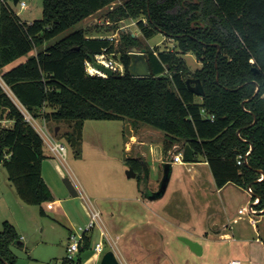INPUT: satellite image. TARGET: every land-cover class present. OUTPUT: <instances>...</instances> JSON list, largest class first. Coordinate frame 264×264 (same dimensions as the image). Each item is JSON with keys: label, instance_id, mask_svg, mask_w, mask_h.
<instances>
[{"label": "trees", "instance_id": "trees-1", "mask_svg": "<svg viewBox=\"0 0 264 264\" xmlns=\"http://www.w3.org/2000/svg\"><path fill=\"white\" fill-rule=\"evenodd\" d=\"M10 2L0 4V71L34 117L68 122L66 137L78 149L86 119L149 125L164 132L166 152L180 143L185 161H208L217 187L251 186L253 200L260 195L255 207L264 208V0H123L108 11L112 19L136 17L146 38L160 31L177 41L174 49L145 47L148 76L128 70L129 51L141 45L131 32L116 44L78 27L45 44L115 0H43V16L31 21ZM189 51L202 61L194 71L183 56ZM101 52L119 53L125 71L89 73L87 60ZM189 77L201 79L203 95L191 89ZM47 156L42 135L0 83V165L21 199L39 204L42 213L43 203L54 199L42 172ZM127 161L141 183L147 163L140 156ZM20 240L16 223L4 219L0 264L16 263L13 245ZM91 240L84 232L75 264Z\"/></svg>", "mask_w": 264, "mask_h": 264}, {"label": "rangeland", "instance_id": "rangeland-1", "mask_svg": "<svg viewBox=\"0 0 264 264\" xmlns=\"http://www.w3.org/2000/svg\"><path fill=\"white\" fill-rule=\"evenodd\" d=\"M26 2L27 6L24 7L18 1L10 3L25 21L43 16V0ZM122 2L115 0L45 44L58 40L75 28L85 27L88 34L107 35L116 44L121 41L122 32H131L141 40V45L134 46L138 49L148 46L177 48V41L160 31L146 38L136 17L112 19L108 11ZM108 54L116 58L119 56L117 52V56L113 52ZM183 56L192 71L202 66L195 53L189 51ZM25 58L19 57L11 64ZM6 88L11 93L10 88ZM45 109L49 110L50 107L46 106ZM36 120L44 123L58 140L66 144L67 155L62 160L57 155H51L45 146L49 156L43 160L42 172L54 199L58 200L54 208L45 207V213L41 212L39 204L26 202L30 212L18 226L22 237L13 245L17 254L15 264H61L70 232L79 235L90 221V202L100 209L103 223L96 224L89 231L92 234L91 245L81 252V264H100L108 249L116 251L120 264H264V214L252 213L249 209L239 212L242 204L248 207L254 200L250 199L244 188L233 183L218 191L210 165L203 161V157L199 156L201 162L174 163L164 194L153 199L147 197L142 184L144 189H157L164 172L162 158L168 152L164 149L163 131L146 124L136 127L128 119L89 118L85 120L82 144L78 149L71 146L66 137V131L70 128L68 122L45 120L41 116ZM5 123L11 124L12 121ZM132 133L136 135V144L126 149L125 138ZM141 141L147 143L142 144ZM142 145L149 169L141 184L137 175L127 174L131 166L127 158H142V154H139ZM135 171L139 172L138 169ZM0 173L1 188L5 189L3 178L5 174L8 176V171L3 165ZM65 176L73 180L78 195H72L64 182ZM4 198H10V195L4 197L0 194V223L7 213ZM228 215H231L230 218ZM251 215L256 219L255 225L261 228L258 234L249 223ZM233 217H237V221L231 222ZM224 222L230 223L231 236L220 233L219 226ZM103 228L108 232V237L101 233ZM195 229L201 232L198 238L204 243L198 242L202 248L205 245V252L193 249V253H189L188 243L181 239L186 233H195ZM205 231L209 237L203 239ZM256 235L263 240H254ZM165 236L171 237L169 244L160 240ZM98 240L104 243L101 253L94 248ZM166 245L170 253L160 257ZM147 252L153 253L149 255L151 258H142ZM232 259H240L241 263H233Z\"/></svg>", "mask_w": 264, "mask_h": 264}, {"label": "built area", "instance_id": "built-area-1", "mask_svg": "<svg viewBox=\"0 0 264 264\" xmlns=\"http://www.w3.org/2000/svg\"><path fill=\"white\" fill-rule=\"evenodd\" d=\"M9 1L13 0H0L1 3H7ZM20 5L22 7L27 6L26 0H18ZM95 59L99 62L104 63L105 65L109 66L113 69L115 73H123L125 71L124 63L116 58L114 55L108 54V52H101L97 53L95 56ZM87 71L89 73H100L102 75H106L105 72L100 70L93 62L92 58L87 60ZM0 83L4 86V88L7 90L6 86L10 88V86L6 83L4 80L2 73L0 71ZM8 91V90H7ZM12 97L15 99L17 104L19 105L20 109L23 111L26 119L31 121L34 126L38 129L40 134L43 137L44 144L49 150L51 154L57 155L59 158L64 160L67 155V147L66 144L58 140L48 129V127L43 123L41 124L36 120V117H34L31 112L17 99V97L14 95L13 91L10 88ZM204 110V109H203ZM6 120H3L5 122ZM170 160L171 162H185L184 155H183V149L181 148V145L179 143H175L172 148L169 149L168 154L164 158V161ZM241 162V160H239ZM77 187V186H76ZM78 189V188H77ZM248 190L251 191L252 187L249 186ZM85 196V195H84ZM257 200V197H256ZM48 206L52 207L53 202H48ZM90 207V221L85 229H83L82 233L79 235L75 232H70L68 240H66V255L64 257V261L61 264H75L78 258V252L80 249V245L82 243L83 239V233L89 232L93 227L96 226V224L102 225L103 219L101 216V211L99 208H97L92 202L89 204ZM249 210L251 212H254V206H250ZM102 222V223H101ZM101 233L104 236H109L106 229H102ZM94 248L98 253H101L104 251V243L102 240H98L94 244ZM116 252V251H115ZM234 262H240V259H234Z\"/></svg>", "mask_w": 264, "mask_h": 264}, {"label": "crops", "instance_id": "crops-1", "mask_svg": "<svg viewBox=\"0 0 264 264\" xmlns=\"http://www.w3.org/2000/svg\"><path fill=\"white\" fill-rule=\"evenodd\" d=\"M129 135V137H127V139L125 138V144H126V149H131V147H132V145H134V144H136V141H137V138H136V135L134 134V133H132L131 135L130 134H128ZM148 141V140H147ZM147 141H141L140 143H144V144H146L147 143ZM136 146V145H135ZM140 147V146H139ZM47 152V151H46ZM139 154H142L141 156H142V159L145 161V163H147V161H146V159H145V157H146V152H145V150H144V148H143V145L140 147V150H139ZM142 152V153H141ZM52 155V154H51ZM50 155V156H51ZM162 160H164V158H162ZM202 160H199V161H197V162H201ZM205 163H208V161L207 160H203ZM188 162V161H187ZM194 161H191V162H189V163H193ZM174 163H176V162H172V165H171V174H172V170H173V164ZM179 163H181V162H179ZM147 165H148V163H147ZM0 167H1V165H0ZM149 169V167L147 168V170ZM211 169V168H210ZM211 175H212V178H213V180H214V182H215V178H214V175H213V172H212V170H211ZM1 174V173H0ZM146 174H148V171H147V173ZM145 174V175H146ZM10 178H9V175L7 176L6 174L4 175V178H3V180H4V187H5V189H2L1 188V184H0V194H2L4 197L6 196V194H8V195H10V198H7V199H5V201H6V210H7V213L4 215V216H6L5 217V219H10V220H12L13 222H15L16 223V225H17V227L19 226V225H21V222H22V220H24V218L29 214V212H30V208H29V206H27V204H26V202L23 200V199H21V197L18 195V193H17V191H16V189H15V186H13L14 184L12 183L11 184V182H9V181H11V180H9ZM231 183H233L234 185H237L238 187H240V188H244V190L249 194V196H250V199L251 200H253V198H252V193H251V191H249L247 188H245V187H243V186H240V185H238V184H236V183H234V182H228V183H226L223 187H217V190L218 191H222V189H224V187H226L227 185H229V184H231ZM215 184H216V182H215ZM249 198L247 199V202H249V200H250ZM57 200L58 199H52V200H50V201H47V206H45V202L43 203V206H44V209H46L45 207H47V208H49V209H52V208H54V204H55V202H57ZM256 200V199H255ZM48 202H53V206L52 207H49L48 206ZM252 203H253V201H252ZM252 203H249V205H248V207H247V205L246 204H242L241 206H240V208H239V212H244V211H247V209H249V207L251 206V204ZM45 212H46V210H45ZM251 212V211H250ZM252 213H261V214H264V208L263 209H258V208H256L255 207V204H254V212H252ZM230 216L231 215H228V217L230 218ZM232 220H234V221H237V217H233V219H231L230 221L232 222ZM213 223H216V221H214ZM249 223H250V225H252V227H254V229L256 230V234H258L260 231H261V228L260 227H258L257 225H255L256 224V219L251 215L250 217H249ZM178 224V223H177ZM230 223H223L222 225H220L219 227V230H220V233L222 234V235H228V236H231V231H230ZM18 229H19V227H18ZM229 229V230H228ZM194 232L195 233H186L184 236H182V240H183V237H188V238H191V239H193V240H196V241H200V242H203V240L202 239H200V238H198L199 236H201L200 235V233L201 232H199V231H197L196 229L194 230ZM202 232H204L203 230H202ZM197 236V237H196ZM21 237H22V234H21ZM209 237V234H208V232L207 231H205V233H204V235H202V238L203 239H205V238H208ZM255 237V236H254ZM253 237V238H254ZM145 238V237H144ZM153 239V238H152ZM160 240L163 242V243H165V244H169L170 242H171V237L170 236H165V237H161L160 238ZM254 240H256L257 242H261L263 239L262 238H260L259 239V236H257L256 235V237H255V239ZM137 241V240H136ZM151 241V240H150ZM204 243V242H203ZM188 248V251H189V253H193V249L191 248V246L188 244V246H187ZM203 250V252H205L206 251V247H205V245H203V248H202V246H201V251ZM169 247H168V245H166L165 246V248H164V251H163V253H161V255H160V257H162L163 255H164V257H166L167 255H169ZM150 254H153L152 252H150V253H145V256H143L142 258H151L149 255ZM159 257V258H160ZM234 259H232V262L233 263H241V262H234L233 261Z\"/></svg>", "mask_w": 264, "mask_h": 264}, {"label": "water", "instance_id": "water-1", "mask_svg": "<svg viewBox=\"0 0 264 264\" xmlns=\"http://www.w3.org/2000/svg\"><path fill=\"white\" fill-rule=\"evenodd\" d=\"M14 1L17 2L18 0H14ZM133 35H135V33H133ZM129 55H130L131 60L128 66V70L132 75L148 76L151 74L150 63L148 61L147 52H146L145 47L142 49L133 47L129 51ZM92 60L94 64L100 70L106 73V75H112V74L120 75V73H115L113 69L110 68L109 66L105 65L102 62L97 61L94 56H92ZM255 70H258V68L255 67ZM187 81L191 89L195 91L197 94L203 95L205 93V88L200 78L189 77ZM57 129L58 127L56 128V130ZM171 165H172V162L170 160L163 162L164 172H163L162 178L159 181L157 189H150V188L144 189L143 184H142L143 182L141 183L142 184L141 188L142 190H144V193L147 195V197H149L150 199H153V198L160 197L161 195L164 194V192L167 189L170 176H171ZM261 171L264 176V171L263 170ZM127 174L129 176H136L137 172L134 170L132 166H130V168L127 171ZM64 182L66 183L72 195L76 196L79 194V191L76 185L74 184L73 180L69 176L64 177ZM251 193H252V190H251ZM256 196H257V200H254L251 206H254V204L260 199V195L257 194ZM183 239L186 240V242L191 246L192 249L196 251H201V245L199 244L198 241L193 240L188 237H183ZM100 264H120V260L115 250L114 249L106 250L101 258Z\"/></svg>", "mask_w": 264, "mask_h": 264}, {"label": "flooded vegetation", "instance_id": "flooded-vegetation-1", "mask_svg": "<svg viewBox=\"0 0 264 264\" xmlns=\"http://www.w3.org/2000/svg\"><path fill=\"white\" fill-rule=\"evenodd\" d=\"M144 178V177H143Z\"/></svg>", "mask_w": 264, "mask_h": 264}]
</instances>
